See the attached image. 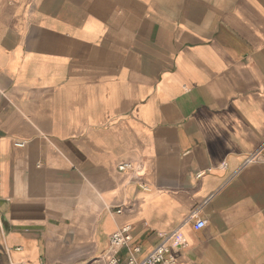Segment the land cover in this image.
I'll return each mask as SVG.
<instances>
[{"label": "crops", "instance_id": "crops-1", "mask_svg": "<svg viewBox=\"0 0 264 264\" xmlns=\"http://www.w3.org/2000/svg\"><path fill=\"white\" fill-rule=\"evenodd\" d=\"M125 226L264 264V0H0V264H103Z\"/></svg>", "mask_w": 264, "mask_h": 264}, {"label": "built area", "instance_id": "built-area-1", "mask_svg": "<svg viewBox=\"0 0 264 264\" xmlns=\"http://www.w3.org/2000/svg\"><path fill=\"white\" fill-rule=\"evenodd\" d=\"M21 145V143H18ZM253 154L247 157L246 162L253 158ZM127 164L119 166L120 169L126 167ZM204 225V221L197 219L194 222V227L200 228ZM132 234L129 226L122 227L112 233L110 237L109 250L111 253L106 257L103 264H181L172 255V247H181L185 245L184 238L177 232H172L166 235H161L160 241L154 248L138 258L136 253L139 251L138 246L131 245ZM117 247L127 248V257L124 261L116 255Z\"/></svg>", "mask_w": 264, "mask_h": 264}]
</instances>
